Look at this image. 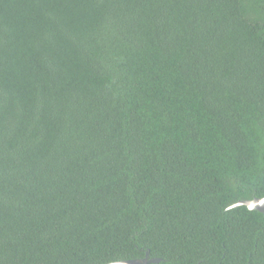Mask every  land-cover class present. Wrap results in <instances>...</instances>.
<instances>
[{
    "label": "trees",
    "instance_id": "16d2710c",
    "mask_svg": "<svg viewBox=\"0 0 264 264\" xmlns=\"http://www.w3.org/2000/svg\"><path fill=\"white\" fill-rule=\"evenodd\" d=\"M264 0H0V264H264Z\"/></svg>",
    "mask_w": 264,
    "mask_h": 264
},
{
    "label": "water",
    "instance_id": "95a60500",
    "mask_svg": "<svg viewBox=\"0 0 264 264\" xmlns=\"http://www.w3.org/2000/svg\"><path fill=\"white\" fill-rule=\"evenodd\" d=\"M244 205L249 210H257L261 213H264V196L261 198H253L251 200H240L237 203H234L230 206V208ZM160 261L159 258L147 259L146 257L143 259H127L120 260L115 262H110L108 264H146V263H158Z\"/></svg>",
    "mask_w": 264,
    "mask_h": 264
}]
</instances>
